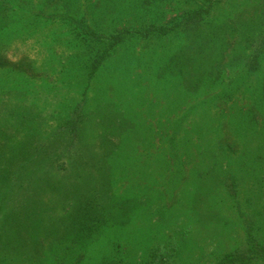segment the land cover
<instances>
[{
	"label": "rangeland",
	"instance_id": "rangeland-1",
	"mask_svg": "<svg viewBox=\"0 0 264 264\" xmlns=\"http://www.w3.org/2000/svg\"><path fill=\"white\" fill-rule=\"evenodd\" d=\"M7 2L8 11H1L6 19L0 21V52L10 64L28 61L32 66V74L0 69L2 127L15 135V151L31 152L36 141L30 136L55 135L81 106L89 126L86 136L81 133L73 143L69 141L68 149L51 139L48 146V152L66 150L75 158L74 178L67 179V190L73 183L77 187L83 174L92 170L81 172L86 157L93 165L110 154L114 199L130 202L133 208L140 203L125 225L97 235V245L89 241L82 249L75 246L83 256L78 264H139L152 248H166L170 242L178 245L183 261L193 263L198 256L201 264H207L213 258L209 251L216 249L213 253L218 256L226 248L238 247L245 233L236 205L224 195L227 181L219 179L224 171L239 175V198L258 211L257 235L264 243V117L250 122L243 116L254 106L249 86L255 84L254 76L237 96L220 97L225 89L222 81L209 82L217 67L186 57L190 41L171 34L122 41L89 78L87 71L80 70L84 49L77 47L74 31L65 21L69 16L84 18L95 35L109 36L116 30L140 28L150 19L160 18L155 22L160 25L183 9L196 8L192 2L165 0L149 9L144 0ZM244 5L241 0L224 8L239 12ZM221 11L217 8V18ZM13 111L30 120L13 121ZM107 135L115 138V146ZM224 136L238 146L237 154L226 155L216 147ZM53 139H60L61 145L68 142L63 137ZM219 165L223 166L220 175ZM43 219L26 211L19 223L27 230Z\"/></svg>",
	"mask_w": 264,
	"mask_h": 264
},
{
	"label": "trees",
	"instance_id": "trees-1",
	"mask_svg": "<svg viewBox=\"0 0 264 264\" xmlns=\"http://www.w3.org/2000/svg\"><path fill=\"white\" fill-rule=\"evenodd\" d=\"M57 1L46 0V3L51 5ZM163 1L144 0V4L149 9ZM239 1L188 0L196 8L183 9L160 25L155 23L160 18L150 19L140 28L116 30L109 36L95 35L84 18L69 16L65 21L74 31L73 40L77 47L84 49L80 70L87 71L89 78L112 56L113 48L124 40L140 41L171 34L189 40L191 51L186 53V57L195 56L197 60L217 67V73L210 72L209 82L215 84L222 81L225 89L220 97L230 99L237 96L242 87L255 78V84H249L254 106L243 113L244 120L247 118L254 122L257 117H264V0H242L245 5L239 12L224 8ZM217 8L223 9L221 18L216 17ZM8 9L7 0H0V21L6 19L1 11L7 12ZM187 47L181 48L182 55ZM8 62L5 54L0 52V69L32 74L30 62ZM72 113L70 121L60 126L48 139H41L38 134L30 136L36 141L33 146L30 145L31 152L26 148L16 152L15 142H12L15 135L2 127L5 122L2 121L0 106V264H78L83 256L77 253L86 243L96 242L94 238L107 228L125 225L133 209L137 210L140 205L137 202L138 206L133 208L130 202L127 204L114 199L112 185H109L112 176L110 154L103 155L101 163L93 165L87 164L90 157H86L82 161L81 172L92 170L83 174L77 187L74 186L77 183H73L67 190V179L74 178L75 158L65 154L66 150L48 152V146L51 139L57 147L68 149L69 141H74L81 133L86 136L89 126H86L87 118L82 107L77 106ZM12 114L13 121L20 119L25 124L30 120L25 115L19 117L16 111ZM54 137H63L68 142L64 141L61 145V140L54 142ZM224 137L216 147H221L226 155L237 154L238 146L228 136ZM106 139L111 147L115 146L112 135H107ZM261 160L256 166H260ZM222 169L223 166L219 165V175ZM239 171L244 172L242 168ZM204 173L207 174L206 171ZM223 174L224 177L219 179L227 181L225 188L223 186L224 195L236 205L245 240L238 247L220 251L218 256L213 253L216 249L209 251L213 258L207 264H264V243L258 238L260 228L255 218V215L259 218V213L252 209L255 208L253 204L245 203L244 206L241 203L239 175L232 171H224ZM26 211L45 219L22 230L19 217ZM200 219L206 217L200 215ZM70 243L72 246L64 248ZM169 244L166 248H152L139 264H201L198 256L191 260L193 263L183 261L178 245ZM75 246L81 248L75 250Z\"/></svg>",
	"mask_w": 264,
	"mask_h": 264
}]
</instances>
